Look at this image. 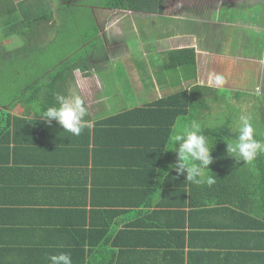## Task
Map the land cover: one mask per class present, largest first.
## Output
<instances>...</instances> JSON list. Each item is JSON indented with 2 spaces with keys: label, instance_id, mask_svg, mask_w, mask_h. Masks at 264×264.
I'll use <instances>...</instances> for the list:
<instances>
[{
  "label": "crops",
  "instance_id": "crops-1",
  "mask_svg": "<svg viewBox=\"0 0 264 264\" xmlns=\"http://www.w3.org/2000/svg\"><path fill=\"white\" fill-rule=\"evenodd\" d=\"M39 1L45 0H0V264H50L48 257L60 252L69 253L72 264H102L99 258L105 256L116 261L125 256L128 261L142 257L144 264H174L166 262L168 240L184 251L185 264H264L263 217L252 216L251 208V213L239 210L236 206L241 202L233 203L235 198L230 203L201 206V200H208L205 194L198 198L197 207L183 205V185L173 180L177 173L172 174L170 167L177 157L154 145L149 131L138 126L123 128L119 122V114L132 109L126 104L129 98L144 105L151 97L158 99L174 91L161 68L154 75L146 66L145 79L131 72L127 89L116 84L107 89L98 73L108 69V59L114 58L107 46V57L81 59L90 68H76L58 87L52 77L68 47H55L57 33L72 26L64 23L52 4L53 18L30 24V17L40 16L34 9ZM244 8L236 0H212L205 5H183L180 10L199 24L233 22L228 24L236 26L232 19L236 21ZM98 10L103 9L93 8ZM165 13L157 16L165 17ZM246 24L226 25L218 34L215 28L200 43L194 39L196 43L182 45L185 40L180 38L174 48H196L198 66L200 61L211 66L210 55H217L224 65L229 59L240 66L248 62L257 66L259 61L264 67V54L254 59L253 51H248L254 47L247 32L240 36L244 52L233 49L238 33L249 30ZM119 31L126 35L129 30ZM114 38L121 37L116 34ZM223 74L229 79L233 76L227 68ZM205 79L199 68L196 82L208 85L202 82ZM35 82L39 88L33 90ZM56 92L80 95L88 110L85 119L93 126L75 136L55 120L47 124L41 112L54 103ZM49 99V105H41L40 101ZM168 181L175 183L171 192L166 189Z\"/></svg>",
  "mask_w": 264,
  "mask_h": 264
},
{
  "label": "trees",
  "instance_id": "trees-1",
  "mask_svg": "<svg viewBox=\"0 0 264 264\" xmlns=\"http://www.w3.org/2000/svg\"><path fill=\"white\" fill-rule=\"evenodd\" d=\"M85 1L70 0L65 2L63 6H58V9L56 8V14L61 18L63 17L64 23L70 24L75 30L72 33V38L75 39L71 47V52L66 53L61 62H59L62 65L60 70L58 69L60 67L59 63L56 65V74L52 77L53 84H57L58 87L59 82L67 81L69 73L73 75L76 68H82L85 71L90 68L88 62H81V59L89 58L96 54L97 56L95 57L97 58L101 55L107 57L106 52L100 55L97 52L96 47L100 40V28L94 15H87L91 10L89 6H85ZM90 4H92V9L96 7L111 11L112 15H116L117 18L129 12L163 15L165 13L166 1L91 0ZM34 9L40 11V16L30 17V24L43 20L48 21L54 16V10L49 3L42 4L38 8L35 6ZM254 21L256 22V18ZM90 26H92V30ZM76 31H79V34ZM80 42L85 43V45L89 43V46H91V51L88 50L87 53L84 51L86 55L83 53L80 56L78 53L80 49L78 43ZM161 59L165 71L173 75L171 76V85L176 89L158 99L151 97L144 105H136L132 109L124 110L119 114L121 119L118 120L119 122H123V128L137 129L138 126V129L142 131H149L148 135H150L153 144L160 145L164 148L174 126L190 123L191 120L195 119L194 112L196 111L202 112L204 110H210L209 100L215 99L217 102L224 101L227 104L228 101L223 96V94H227L226 90L220 91L215 87H208V85L198 84L196 82L198 71L196 48L182 47L166 49L161 53ZM193 81L195 82L194 85L189 84V86H184L186 82L190 83ZM38 88L39 82H35L33 90ZM235 97L240 99V92H237ZM40 103L41 105H49L51 100L49 99L46 102L40 101ZM111 121H115V118ZM205 130L209 139L215 143L212 150L213 163L208 167L212 172L211 174L216 177V183L210 187L207 184L197 185L186 180V173L179 176L175 175L173 180L178 186L179 183L183 185L181 190L183 194V205L197 207L200 201L198 198L200 199V196L203 197L205 194L209 195L208 200H206L207 198L201 200V206L212 202L230 203L232 202V198H235L233 203L241 202V205L238 204L236 206L239 210L244 211L246 209V211L251 213L252 211L248 209L251 208L254 210L252 216L257 215L264 218V154H260L251 163H246L243 160L237 161L228 152L227 143H232L234 142L233 139H235L234 132L233 130L230 131V127L224 125L222 128H206ZM257 138L264 139V135L261 134ZM138 143L139 145L142 144L140 142ZM170 153L173 157L174 155L177 157L176 153L172 151ZM174 173L175 170L173 169L172 174ZM173 188H175V183L168 181L166 183L168 192H171ZM223 195L225 199H223ZM115 244H118V242ZM168 244L167 254L169 257L166 258V262L185 264L182 254L184 251L177 248L170 240H168ZM106 252L107 254L111 253ZM181 255L182 259L180 258ZM99 259L102 261V264H144L140 262L142 257L138 261H128V258L125 256L117 257V261L112 256H105ZM92 264H95V262L93 261Z\"/></svg>",
  "mask_w": 264,
  "mask_h": 264
},
{
  "label": "rangeland",
  "instance_id": "rangeland-1",
  "mask_svg": "<svg viewBox=\"0 0 264 264\" xmlns=\"http://www.w3.org/2000/svg\"><path fill=\"white\" fill-rule=\"evenodd\" d=\"M68 1L70 0H45L37 3L39 7L42 6V4L45 5L46 3H49L50 5L52 4L53 8L58 9V6H63V4ZM210 1L212 0H168V9L165 13L166 16L161 18L154 14H147L144 17H138L136 14L134 15V13L131 12L116 18V15L113 16L112 12L108 10H98L97 12H94L92 4H90L91 0L85 1V6H89L91 10L87 15L92 14L96 16L98 24L102 28V32L99 33L101 35L99 36L100 40L98 41L96 47L98 54L100 55L104 52L107 53V46H110L109 48H111V53L114 57L108 59V69L99 70L98 72L102 75V78L107 85V89L113 88L114 84H116L121 90L127 89L125 85L130 83V75L133 72L140 74L142 76V80L145 79L146 77L143 76H145V73L147 72L146 66L149 68V71L152 72L151 74L154 75L158 72L160 67L163 76L168 79L169 83H171V76L173 75L169 74L163 68V61L161 59V53L163 51L161 50L165 48L171 49L178 47L180 38L185 40L182 45L192 44L195 40H199L200 43L203 40H207L208 33L214 32L215 28L217 34L219 32H223L226 25L237 27L241 23H247L245 26L249 29L238 33V38H236L233 42L234 51L241 50L244 52V48L241 47L240 44V36L243 32H247L249 34L248 41L251 43L250 46L254 47L253 50L248 49V51H253L254 59H256V55L258 57V55L264 54V26L260 18L263 16L264 12V0H236L242 6L246 7L243 9L242 14L238 17V19L244 18V20L237 19L235 21L234 18L232 19V21L237 24L236 26L228 24L233 22H224L225 25H218L214 23H210L208 25H205L204 23L199 24L196 22L194 17L192 18L191 15L188 16L183 10H180L183 5L193 7L199 6V4L205 5V3ZM257 8L261 10H256ZM255 18L257 23L254 21ZM58 23L59 20H56L55 24ZM117 24L119 25L118 30L115 28ZM133 26L134 28H131ZM90 27L92 30V26ZM120 28L121 30L124 28L129 31L126 32L125 35L123 31L120 33ZM69 30L71 31V34L67 36L66 33H68ZM69 30L57 33L58 38L56 39L55 45V47L67 46V53L71 52V47L73 46L75 39L72 38V33L75 31L74 27L72 26ZM76 33L79 34V31H76ZM65 34L66 37L63 39ZM116 34H118L121 38H114ZM189 35H191V37ZM111 36L114 41V45H111ZM78 45L80 48L78 50L80 56L83 55L84 51L86 53L88 50L91 51L89 43L85 45V43L80 42ZM223 45H225L224 41ZM207 46L209 45H206V47ZM211 49L213 48L209 47L207 50ZM95 56H97V54ZM214 57L216 58L215 62ZM222 60V57L210 55V61H213L211 66L207 65L205 61H200L198 71L200 68V74L204 73V78L206 79L205 81H201L206 83H208L209 73L215 72L222 75L225 68L232 72L233 76L230 77L231 79L226 78V83L223 86V90H226L228 94V96L227 94H223L225 99L227 98L226 101H228V104L224 101L217 102L215 99H211L209 100L210 110H204L202 112L196 111L194 112V118L200 120L204 125H206V128L217 129L227 125V127H230V131L233 130L234 132V122L238 121L239 117L242 115L250 116L259 133L264 135V67L260 66L258 60L257 66L252 62H248L246 65L241 66L234 65L229 59L226 60L224 65ZM150 62H152V64ZM97 63L99 64L96 65L106 66V62ZM153 64L158 67H154ZM252 71L255 72V74L252 73ZM226 72L227 71L224 73ZM233 77H236L237 79H234ZM200 78L201 77H198V81H200ZM147 80L151 84L153 78L149 76L147 77ZM189 84L194 85L195 82H186L184 86H189ZM88 86L91 87L93 85L92 83H89ZM101 87H103L102 82ZM123 92H125L124 94L128 93V91ZM237 92H240V99L235 97ZM147 98L148 97H146V99ZM138 103L137 98H129V100L126 101L128 107L139 105Z\"/></svg>",
  "mask_w": 264,
  "mask_h": 264
},
{
  "label": "clouds",
  "instance_id": "clouds-1",
  "mask_svg": "<svg viewBox=\"0 0 264 264\" xmlns=\"http://www.w3.org/2000/svg\"><path fill=\"white\" fill-rule=\"evenodd\" d=\"M225 83L226 78L223 75L209 73L208 87L223 90ZM87 115L88 110L80 95L56 92L54 103L44 108L40 117L49 125L55 120L64 131L79 136L85 128L93 126L91 121L85 119ZM234 123L235 139L234 142L227 143L228 152L237 161L251 163L260 154H264V139L257 138L261 134L250 116L242 115ZM205 129L206 125L198 119H193L185 125L174 126L164 150L176 153L177 160L170 167L178 176L186 173L187 181L197 185L207 184L210 187L216 183V177L208 167L213 163L212 150L215 143L209 139ZM48 259L50 264H72L71 255L67 252L50 255Z\"/></svg>",
  "mask_w": 264,
  "mask_h": 264
}]
</instances>
